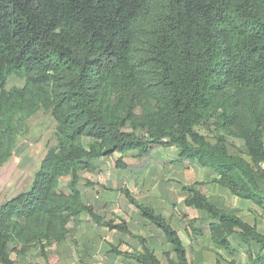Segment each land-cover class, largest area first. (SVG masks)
Returning <instances> with one entry per match:
<instances>
[{"label": "trees", "instance_id": "trees-1", "mask_svg": "<svg viewBox=\"0 0 264 264\" xmlns=\"http://www.w3.org/2000/svg\"><path fill=\"white\" fill-rule=\"evenodd\" d=\"M12 76L23 88L5 89ZM40 110L56 123L57 145L30 188L0 206V264L33 247L49 264L46 248L67 240L81 217L139 244L114 255L161 264L125 221H104L84 201L79 181L104 156L117 154L115 167L127 169L130 152L141 159L174 147L177 164L210 171L212 184L264 208V0H0V167L12 156L15 117ZM227 138L242 143L241 154ZM200 185L181 186L182 206L206 215L200 224L213 245L234 258L236 237L247 264H264V235ZM124 194L162 233L175 257L166 253L168 264H190L167 220Z\"/></svg>", "mask_w": 264, "mask_h": 264}, {"label": "rangeland", "instance_id": "rangeland-1", "mask_svg": "<svg viewBox=\"0 0 264 264\" xmlns=\"http://www.w3.org/2000/svg\"><path fill=\"white\" fill-rule=\"evenodd\" d=\"M23 79L9 77L5 84L7 91L23 88ZM16 139L12 156L0 167V206L27 191L47 150L56 147V123L43 111L30 118L15 117ZM209 141H213V129H199ZM232 153H242V143L227 138ZM177 151L174 147L153 149L141 159L136 152L128 153L123 162L127 169H117L112 157L104 156L96 164L94 173H83L79 181V191L86 203L104 221L120 223L125 221L131 233L146 239L149 248L161 264H168L165 254L174 259L170 247L162 233L143 220L138 211L127 202L125 192L137 202L151 207L163 216L177 232L186 248L190 264H247L246 250L236 237L230 239L236 250L234 258L216 248L207 230L200 221L206 215L200 211L185 209L182 206L181 186L201 183L197 188L219 209L234 212L245 223L250 224L264 235V208L238 199L226 190L211 183L214 175L194 163L177 164ZM66 182V180H63ZM94 183L88 186L86 183ZM177 189V190H176ZM78 225L71 227L67 240L55 247L46 248L49 264H136L114 255L113 248L122 252L139 251L136 240L117 231L93 225L86 217L80 218ZM192 223V224H191ZM194 223V224H193ZM203 229L202 235H196ZM15 264H45L40 248L33 247L22 257L10 255Z\"/></svg>", "mask_w": 264, "mask_h": 264}, {"label": "crops", "instance_id": "crops-1", "mask_svg": "<svg viewBox=\"0 0 264 264\" xmlns=\"http://www.w3.org/2000/svg\"><path fill=\"white\" fill-rule=\"evenodd\" d=\"M177 190V189H176ZM181 189L179 188V191H180ZM208 199V198H207ZM182 200H184V195H183V198H182ZM209 200V199H208ZM210 201V200H209ZM211 202V201H210ZM182 203H183V201H182ZM212 204H214L213 202H211ZM215 205V204H214ZM216 206V205H215Z\"/></svg>", "mask_w": 264, "mask_h": 264}]
</instances>
